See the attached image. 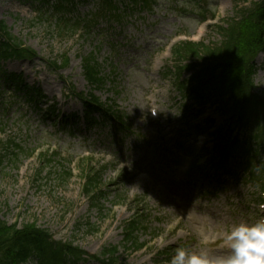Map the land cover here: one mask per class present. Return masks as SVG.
<instances>
[{"label":"rangeland","instance_id":"rangeland-1","mask_svg":"<svg viewBox=\"0 0 264 264\" xmlns=\"http://www.w3.org/2000/svg\"><path fill=\"white\" fill-rule=\"evenodd\" d=\"M54 1L0 0L6 31L36 53L0 63V220L19 228L34 223L87 256L117 246L126 264H170L180 246L223 255L232 227L264 218L257 207L260 189L242 170L236 178L188 172L194 145L203 143V153L212 146L209 137L195 140L193 123L209 117L218 125L222 118L210 104L193 117L199 106L180 94L166 69L175 62L173 43H218L216 25L248 2L151 0L147 7L113 0L108 10L101 0H73L59 21ZM89 54L104 78L97 87L83 74L82 58ZM254 66L259 92L264 51ZM9 74L19 75L25 90H40L38 106L6 80ZM69 89L111 105L128 130L98 113L99 123L87 128L82 103ZM50 105L55 114L49 117L44 112ZM86 171L98 177L88 192ZM100 192L91 199L90 193ZM134 198L142 203L133 204ZM136 209L148 214L146 229L136 232L137 243L145 245L140 250L123 242L125 222ZM90 260L80 264H97Z\"/></svg>","mask_w":264,"mask_h":264},{"label":"trees","instance_id":"trees-1","mask_svg":"<svg viewBox=\"0 0 264 264\" xmlns=\"http://www.w3.org/2000/svg\"><path fill=\"white\" fill-rule=\"evenodd\" d=\"M105 7L114 9L113 0H101ZM115 1V0H114ZM141 1L150 7L151 0ZM238 1V0H234ZM246 6H240L236 16L223 20L216 25L221 37L213 45L201 41L184 40L176 43L171 51L174 64L166 72L174 77L176 88L183 96L194 99L199 108L194 110L193 117L203 113L204 106L210 104L221 116L222 123L215 125L212 118H205L193 123L195 134L204 133L212 140L209 155H196L191 162L189 172L194 175L227 174L238 176V171L264 187V90L255 91L253 74L255 72L254 58L264 50V0H243ZM73 0H55L51 4L52 13L58 20L73 7ZM116 9V8H115ZM67 25V24H66ZM59 27V23L57 24ZM36 53L23 46L11 36L0 22V63L10 59H31ZM66 62V61H65ZM55 66V63H52ZM1 68V66H0ZM83 74L87 82L93 87L103 84L98 64L89 54L82 58ZM0 73H5L1 71ZM188 73V74H187ZM187 74V75H185ZM16 90L26 89L19 75L9 74ZM72 94L77 96L83 106L84 123L90 128L99 123L94 117L98 113L105 119H113L116 127L128 130L122 115L105 105L91 93ZM27 100L37 105L44 95L39 89L25 90ZM54 114V105L47 109ZM235 128H240L245 137L233 135ZM206 153V154H207ZM43 155V154H41ZM43 159L49 160L45 155ZM87 173L85 190L97 183L98 177ZM218 176V175H217ZM102 193H90L91 199H96ZM142 200L133 199V204H141ZM148 214L135 210V216L125 222L123 242L128 248L140 250L145 245L137 243V234L146 229L144 222ZM117 246L103 247L96 255H91V261L97 264H126L117 254ZM83 250L52 240L49 233L37 227L34 223L24 224L20 228L7 225L0 220V264H23L29 259H35V264H80L88 260Z\"/></svg>","mask_w":264,"mask_h":264},{"label":"clouds","instance_id":"clouds-1","mask_svg":"<svg viewBox=\"0 0 264 264\" xmlns=\"http://www.w3.org/2000/svg\"><path fill=\"white\" fill-rule=\"evenodd\" d=\"M225 244L223 255L177 247L170 264H264V218L236 224L226 235Z\"/></svg>","mask_w":264,"mask_h":264}]
</instances>
